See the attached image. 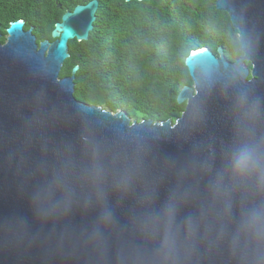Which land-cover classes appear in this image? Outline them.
<instances>
[{
  "label": "water",
  "instance_id": "95a60500",
  "mask_svg": "<svg viewBox=\"0 0 264 264\" xmlns=\"http://www.w3.org/2000/svg\"><path fill=\"white\" fill-rule=\"evenodd\" d=\"M97 9L64 12L38 44L22 20L5 29L0 264H264V241L246 227L264 191L227 167L240 144L264 142V0H215L242 55L191 51L173 123L77 101V66L59 77Z\"/></svg>",
  "mask_w": 264,
  "mask_h": 264
},
{
  "label": "trees",
  "instance_id": "16d2710c",
  "mask_svg": "<svg viewBox=\"0 0 264 264\" xmlns=\"http://www.w3.org/2000/svg\"><path fill=\"white\" fill-rule=\"evenodd\" d=\"M89 1L0 0V43L16 20L24 30L32 28L37 44L51 41L63 13ZM97 1L88 40L68 42L59 74L68 77L78 67L73 96L84 104L123 111L131 121L173 123L184 109L176 95L192 85L184 65L191 51L207 47L217 56L220 48L230 62L242 55L233 40L237 32L228 15L215 9V0Z\"/></svg>",
  "mask_w": 264,
  "mask_h": 264
},
{
  "label": "clouds",
  "instance_id": "9594fccd",
  "mask_svg": "<svg viewBox=\"0 0 264 264\" xmlns=\"http://www.w3.org/2000/svg\"><path fill=\"white\" fill-rule=\"evenodd\" d=\"M252 113L250 118H254ZM227 167L236 182L251 183L257 190L264 191V142L246 141L235 148ZM246 227L258 241H264V212L253 211Z\"/></svg>",
  "mask_w": 264,
  "mask_h": 264
},
{
  "label": "flooded vegetation",
  "instance_id": "af4514ba",
  "mask_svg": "<svg viewBox=\"0 0 264 264\" xmlns=\"http://www.w3.org/2000/svg\"><path fill=\"white\" fill-rule=\"evenodd\" d=\"M223 54H224V52H223ZM226 58V57H225ZM230 62V61H229Z\"/></svg>",
  "mask_w": 264,
  "mask_h": 264
},
{
  "label": "rangeland",
  "instance_id": "374dc122",
  "mask_svg": "<svg viewBox=\"0 0 264 264\" xmlns=\"http://www.w3.org/2000/svg\"><path fill=\"white\" fill-rule=\"evenodd\" d=\"M140 121V120H139Z\"/></svg>",
  "mask_w": 264,
  "mask_h": 264
}]
</instances>
